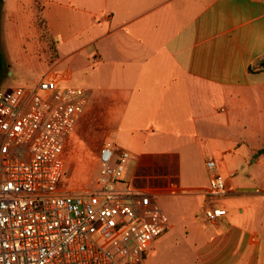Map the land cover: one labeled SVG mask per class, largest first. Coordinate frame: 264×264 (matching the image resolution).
<instances>
[{"label":"crops","instance_id":"1","mask_svg":"<svg viewBox=\"0 0 264 264\" xmlns=\"http://www.w3.org/2000/svg\"><path fill=\"white\" fill-rule=\"evenodd\" d=\"M22 2L5 4V18L25 21ZM42 3L57 43L58 68L62 47L82 44L75 53L94 48L97 64L89 69L116 85L109 88L119 100L114 122L124 125L120 132L131 141L130 149H121L131 160L151 161L158 154L167 170L173 169L153 194L183 199L189 210L195 205L183 218L192 231L187 240L195 264H264V153L259 154L264 148V0ZM6 32L3 54L13 68L7 50L15 54L28 47L34 54L35 49L28 29ZM63 76L60 80L69 81ZM171 151H176L174 160ZM209 160L217 162L227 190L215 203L227 211L217 223L207 222L202 213ZM129 162L127 177L138 188ZM170 223L151 249L168 246L176 229Z\"/></svg>","mask_w":264,"mask_h":264},{"label":"built area","instance_id":"2","mask_svg":"<svg viewBox=\"0 0 264 264\" xmlns=\"http://www.w3.org/2000/svg\"><path fill=\"white\" fill-rule=\"evenodd\" d=\"M53 75L33 86L0 89V264H148L153 243L170 221L156 194L127 177L131 154L100 151V189L63 188L65 147L92 92ZM202 213L217 223L227 211L215 160Z\"/></svg>","mask_w":264,"mask_h":264},{"label":"rangeland","instance_id":"3","mask_svg":"<svg viewBox=\"0 0 264 264\" xmlns=\"http://www.w3.org/2000/svg\"><path fill=\"white\" fill-rule=\"evenodd\" d=\"M32 1L34 6L31 5V2L28 6L29 0H23L22 2L24 5L23 16L26 17L25 21L7 19L3 10L1 16L2 44L5 47L7 46V30L26 28L30 34V44L34 46L35 51L32 54L31 49L26 47L23 51L20 49L21 52L10 54L7 50V62H10L13 68L9 66L3 73L0 89L33 86L49 75H58L59 79L60 76L66 75L70 79L64 83V86L86 88L92 92L84 115L74 134L68 138L66 143L64 153L66 176L62 183L65 190L78 194L99 190L102 170L101 149L115 145L130 149L129 145L131 143L120 132L124 125L114 122L115 112L118 110L115 105L119 100L115 101L110 96L109 88L116 85H108L109 77L103 72L97 74L98 71L94 73L89 69V67H95L97 64L94 58V48H90L86 52L79 51L75 53L82 44L78 45V48L70 45L62 47V50H60L62 65L58 68L57 43L51 36L45 22L42 0ZM5 4L9 5L10 0L7 3L4 1V6ZM11 11L12 13L15 12V6L11 7ZM43 61L47 64L46 67L40 68L35 64V62L40 63ZM12 69L14 71H11ZM10 71L14 72V75L9 76L8 72ZM114 79L115 77L112 78V80ZM117 82L114 81L113 84ZM102 89L104 91L101 92ZM170 145H173V143L171 142ZM171 153L174 160L176 151H171ZM140 159L133 156L128 164L134 175L132 183L138 185V188H134L144 193H155L154 189L160 188L168 180V177H171L173 169L168 168L167 170L163 159L158 154L152 155L151 161H143V157ZM249 168L253 172L256 171L257 174L261 173V170L255 164H250ZM158 199H160V208L170 218V222L176 225V229L171 234L168 246L164 248L161 246L156 250L150 249L148 264H195V256L187 240L191 237L192 231L189 229V223L183 221L188 213L194 211L195 205H192L189 210L186 205L182 204L183 199L161 197L160 194Z\"/></svg>","mask_w":264,"mask_h":264},{"label":"trees","instance_id":"4","mask_svg":"<svg viewBox=\"0 0 264 264\" xmlns=\"http://www.w3.org/2000/svg\"><path fill=\"white\" fill-rule=\"evenodd\" d=\"M4 1L0 0V82L2 81V75L7 70L8 66L5 63V58L3 54V48H2V40H1V16L4 9ZM264 153V148L259 152V154Z\"/></svg>","mask_w":264,"mask_h":264}]
</instances>
